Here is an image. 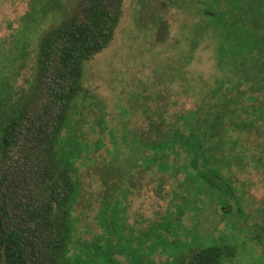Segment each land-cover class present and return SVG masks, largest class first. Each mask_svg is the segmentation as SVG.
Masks as SVG:
<instances>
[{"label":"rangeland","instance_id":"rangeland-1","mask_svg":"<svg viewBox=\"0 0 264 264\" xmlns=\"http://www.w3.org/2000/svg\"><path fill=\"white\" fill-rule=\"evenodd\" d=\"M76 1L0 0V158L2 128L34 90L40 39L75 12ZM232 1L123 0L112 41L85 64L86 92L60 143V156L76 143L82 154L75 161L73 264H176L214 244L235 248L227 264H264V243L256 240L264 222L263 121L233 133L240 140L227 175L242 211L231 201L232 214L217 197L183 199L185 174L148 169L152 152L133 142L157 108L183 113L208 101L210 91L250 85L245 79L264 61L256 46L264 20L237 15Z\"/></svg>","mask_w":264,"mask_h":264},{"label":"trees","instance_id":"trees-1","mask_svg":"<svg viewBox=\"0 0 264 264\" xmlns=\"http://www.w3.org/2000/svg\"><path fill=\"white\" fill-rule=\"evenodd\" d=\"M122 3L77 0L75 12L40 39L34 90L2 128L0 264H73L68 252L73 207L79 196L75 161L82 154L76 143L62 157L60 143L64 130L72 125L70 113L76 99L86 92L85 64L112 41ZM230 5L237 15H252L256 25L264 20V0H233ZM223 12L217 11L219 15ZM203 13L214 16L209 9ZM262 36L256 44L260 55H264ZM245 80L249 86L242 89L239 81L235 90L210 91L208 101L183 113L168 114L166 108H157L149 114L146 132L135 133L133 138L152 152L146 160L148 169L155 166L170 177L180 171L185 174L183 199L217 197L216 202H223L224 214L231 213V201L235 213L242 211L227 175L236 161L228 162V157L236 152L240 140L233 133L264 122V61ZM242 98L243 103L239 102ZM102 146L101 141L95 144L97 149ZM181 159L184 162L179 165ZM257 228L262 236L256 240L264 243V222ZM234 255L233 246L214 244L193 249L176 264H227Z\"/></svg>","mask_w":264,"mask_h":264}]
</instances>
